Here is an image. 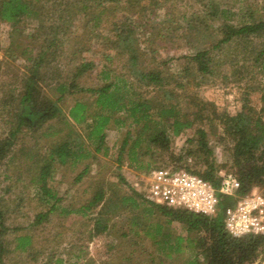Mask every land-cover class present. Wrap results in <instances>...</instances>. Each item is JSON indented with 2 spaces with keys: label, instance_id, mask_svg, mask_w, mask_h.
<instances>
[{
  "label": "rangeland",
  "instance_id": "obj_1",
  "mask_svg": "<svg viewBox=\"0 0 264 264\" xmlns=\"http://www.w3.org/2000/svg\"><path fill=\"white\" fill-rule=\"evenodd\" d=\"M30 1L41 7L35 9L42 24L34 18L19 23L0 19V138L10 130L19 96L36 62L39 71L35 107L47 108L61 95L58 86L62 83H66V92L59 102L62 114L40 124L35 120L32 127L23 126L11 151L0 163V208L9 227L6 234L9 251L2 264H187L200 250L197 239L208 238V233L190 231L158 209L149 211L147 204L137 208L123 204L120 196L131 193L133 180L154 167L177 165L204 170L207 164L189 153L194 149L189 140L196 126L172 136L168 147L152 142L142 144L138 148L139 162L150 167L136 168L126 155L122 161L118 156L127 132L134 136L137 127L128 123L119 127L112 122L106 130L108 153L104 149L96 152L95 145L86 137L84 124L74 123L68 110L76 100L89 102L92 112L97 109L95 95L87 88L104 83L100 72L105 64L120 74L128 71V55L107 48L106 44L111 47L107 38L133 29L141 46L142 66L158 68L166 76L177 75L185 67L193 66L191 57L199 46L207 47L222 37L223 21L213 15L217 8L210 6V0H119L107 3L110 8H105L103 0ZM217 2L232 9L244 6L264 19V0ZM84 5L87 8H77ZM225 46H229L227 53L214 51L219 62L215 74L198 83L202 78L197 79L200 75L194 72L186 87L179 91L215 105L213 122L206 121L204 125L212 158L219 174L233 172L238 177L232 157L234 142L225 132L220 117L236 115L246 103L264 113V32L247 39H233ZM83 60L95 65L79 73L77 68ZM154 88L137 82V90L144 95L150 96ZM204 111L208 113L210 109L206 107ZM71 129L75 133H69ZM64 137H82L81 142L92 155L76 163L73 158L65 163L55 159L50 184L59 199L42 203L36 180L41 166L51 160L48 158L51 149ZM110 182H114L113 190L109 189ZM101 188L104 192L106 189L107 199L84 210ZM257 188L264 192V184ZM238 197L231 196L227 201H237ZM54 202L57 208L41 223L35 222L37 214L47 212ZM105 226L106 230H99ZM20 234L31 236L26 250L15 248L16 236ZM164 234H170L172 241L184 237L180 251L163 249L157 243L162 237L167 238ZM198 257L203 264L202 254ZM252 264H264V249Z\"/></svg>",
  "mask_w": 264,
  "mask_h": 264
},
{
  "label": "trees",
  "instance_id": "obj_2",
  "mask_svg": "<svg viewBox=\"0 0 264 264\" xmlns=\"http://www.w3.org/2000/svg\"><path fill=\"white\" fill-rule=\"evenodd\" d=\"M105 8H110L111 4L119 0H103ZM210 6L217 8L213 10L214 16L223 21L222 37L211 45L199 46L196 53L191 57L193 66L185 67L177 75L163 74L158 68L143 67V61L140 58L142 51L140 45L133 33V29L117 34L116 38H107L111 42V47L106 44L107 48L120 50L121 53L127 54L128 71L120 74L110 65L105 64L101 69L100 77L104 83L97 87H88L87 91L95 95L94 103L97 107L95 111L90 110L89 102L76 100L68 110L69 118L77 124H84L87 131L86 137L95 145V151L104 149L108 153L109 147L106 144V130L114 122L116 126H123L128 123L129 126H135L136 133L134 136L127 132L122 144L118 160L122 161L126 155L131 165L136 168H149L150 165H143L139 162L140 153L138 148L142 144L153 143L168 147L172 136H178L187 129L195 126V134L190 138L194 145L193 150L189 153L195 154L207 164L204 170L192 169L203 177L211 180L219 186L221 176L219 168L214 162L213 151L209 145L208 131L204 127L206 121L213 122V113L215 105L199 100L197 97H188L189 94L180 92L187 83L188 78L195 72L202 78L198 81L201 83L205 76L213 75L219 65L214 56V51L218 50L222 54L227 53L226 43L233 39H247L251 35L264 32V19L255 16V12L244 6L232 9L230 6H221L217 0H210ZM37 7L30 0H0V19L10 23H19L27 18H34L40 24L43 20L40 18ZM77 8H87L81 6ZM125 35V36H124ZM139 49V50H138ZM109 57V56H108ZM110 58V57H109ZM34 59V58H32ZM39 62L31 68L32 74L28 77V82L24 92L19 96L18 108L15 112V119L6 136L0 138V163L11 151L15 144L16 135L22 131L23 126L32 127L33 122L37 120L38 124L62 114V108L59 102L64 98L66 92V83L58 87L62 91L61 95L51 101V104L44 109L38 110L36 105L37 74ZM95 63L93 61L83 60L78 65V72L82 73L87 69H92ZM194 69V71L192 70ZM137 82L155 87L151 95H144L137 90ZM189 98L186 102L185 98ZM183 98V99H181ZM201 104H203L201 106ZM204 106V107H203ZM208 107L210 112L204 110ZM224 122L225 132L232 138L234 146L232 147V157L237 164L238 178L241 181L240 193L251 192L254 188L264 184V113L257 111L253 106L244 104L243 109L236 115H224L220 117ZM36 122V124H37ZM197 123V125H195ZM69 133H75L71 129ZM82 137L68 138L56 143L49 154L50 161L45 162L40 168V174L37 178L38 196L42 203H50L56 198L55 190L50 184L53 174V161L58 159L65 163L68 158H73L76 163L85 157L92 155V152L85 144L81 142ZM139 153V154H138ZM139 163V164H138ZM114 182L109 183V189L113 190ZM117 190H114L116 192ZM103 188L99 189L94 199L85 205V209H92L107 199ZM120 201L123 204L130 203L133 207H140L142 203L147 204L146 209L152 211L158 209L162 214L169 216L170 220H177L187 226L190 231H205L208 238H198L197 251L193 260L187 264H200L198 254L204 257L203 264H252L254 258L264 249V235H245L242 237L232 236L225 228L223 208L228 202L227 198L221 202V209L214 216H207L195 213L187 209L170 208L167 206L153 204L145 200L142 195L132 188L131 193L122 194ZM57 208V203L51 204L47 212H40L36 216L35 222L41 223L49 213ZM71 212L72 210H66ZM85 213V212H84ZM9 227L5 223L3 211L0 208V263H3L4 255L9 251L6 234ZM106 230L99 228V230ZM162 227L159 225L158 231ZM170 234H164L157 241L163 249H171L178 252L181 249V242L184 239L178 236L176 240L169 239ZM15 248L21 250L28 249L31 244L29 234H20L16 236ZM194 240L191 239V243ZM172 256V253H168Z\"/></svg>",
  "mask_w": 264,
  "mask_h": 264
},
{
  "label": "built area",
  "instance_id": "obj_3",
  "mask_svg": "<svg viewBox=\"0 0 264 264\" xmlns=\"http://www.w3.org/2000/svg\"><path fill=\"white\" fill-rule=\"evenodd\" d=\"M219 186L184 166H158L142 177H136L132 187L142 197L170 208L214 216L223 199L239 195L237 201L224 206V224L234 237L264 235V192L257 187L240 193L241 181L233 172H224Z\"/></svg>",
  "mask_w": 264,
  "mask_h": 264
}]
</instances>
